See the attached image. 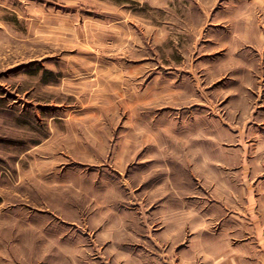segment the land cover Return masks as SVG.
<instances>
[{
  "label": "rangeland",
  "instance_id": "1",
  "mask_svg": "<svg viewBox=\"0 0 264 264\" xmlns=\"http://www.w3.org/2000/svg\"><path fill=\"white\" fill-rule=\"evenodd\" d=\"M263 209L264 0H0V264H246Z\"/></svg>",
  "mask_w": 264,
  "mask_h": 264
},
{
  "label": "crops",
  "instance_id": "2",
  "mask_svg": "<svg viewBox=\"0 0 264 264\" xmlns=\"http://www.w3.org/2000/svg\"><path fill=\"white\" fill-rule=\"evenodd\" d=\"M262 212H264V209ZM257 227L256 234L257 236H260V238L257 242V245L254 246L255 249L253 250L252 254L247 257L246 264H264V221H261Z\"/></svg>",
  "mask_w": 264,
  "mask_h": 264
}]
</instances>
